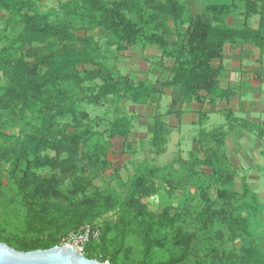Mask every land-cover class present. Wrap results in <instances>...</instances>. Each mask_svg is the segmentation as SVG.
Listing matches in <instances>:
<instances>
[{"label": "rangeland", "instance_id": "obj_1", "mask_svg": "<svg viewBox=\"0 0 264 264\" xmlns=\"http://www.w3.org/2000/svg\"><path fill=\"white\" fill-rule=\"evenodd\" d=\"M104 1L108 6L113 2ZM126 1L133 7L125 16L139 29L131 44L109 35L105 27L96 24L99 16L89 17L84 9L76 6L77 0H26L22 14L46 16L52 25L65 24L71 34L66 46L91 53L94 65L74 67L80 77L83 72L97 70L102 75L94 81L79 83L72 79L58 86L57 89L65 93V99L63 114L54 119V134L71 139L75 154L70 156L64 150L55 157L53 151L43 150L35 156L30 150L16 171L17 184L9 178L13 161L22 152L23 141L34 135L32 129L40 130L42 117L32 107L23 109L19 103L0 97V243L22 252L19 249L24 245L31 248L38 239L52 238L57 240V246L80 247L84 256L94 254L96 260L102 261L109 260L113 246L123 240L117 264H139L143 248L141 239L133 233L124 234L121 239L118 234L124 227L139 230V224L144 226L153 220L165 225L164 228L154 227L160 247L155 251L154 262H164L170 254L180 253L188 245L185 264H241L233 256H238L241 247L254 244L253 234H258L254 231V223L264 218L263 205L245 184L237 186L228 179L217 181L210 167L197 164L198 147L207 151L214 149L208 132L205 131L199 143L196 131H186L175 121L165 118L166 115L156 119L153 112L154 103H160L161 112H164L166 107H171V98L178 94L173 89L162 93L160 87L164 79L161 76L173 65L178 56V43L190 33V26L204 16L206 6L231 2L177 0L183 12L180 20L175 21L169 14H154L146 9L145 0ZM236 5L237 11L223 17L222 22L239 29L244 22L243 1L236 0ZM258 21V15L250 16L247 27L257 29ZM22 29L19 17L0 9L1 88L9 85L6 72L12 70L18 60L33 67L39 56L57 60L62 53L64 43L47 37L25 44L18 42L8 50L9 57L5 61L2 59L7 53L5 49ZM151 36L161 38L166 47L149 43L147 38ZM33 71L42 75L45 68ZM125 80L133 86L153 88L156 92L146 101L134 103L131 94L123 90ZM105 82L116 83L119 89L116 93L102 95L99 88ZM151 97L153 104L149 103ZM123 119L128 124L127 137L109 135L111 125ZM157 121L161 124L160 137L164 141L159 146L164 150L161 154L151 147ZM41 136L39 134L36 139ZM193 151L194 161L193 155L188 154ZM199 155L202 157L201 153ZM45 161L53 162L54 168ZM222 162H219L217 174L223 176V173L229 174V168ZM27 167L33 177L47 184H27L24 177ZM76 185H81L83 191L76 192ZM24 189L29 193H24ZM244 191L247 196L242 194ZM84 200L97 213L102 212L90 223L73 224L72 212L63 215L51 206L70 207ZM207 200L219 216L212 226L205 227L203 212ZM78 212L82 214L81 210ZM231 217H243L249 230L248 234L239 233L232 242L228 233V218ZM65 223L72 225L67 232L63 229ZM105 226L109 229L108 238L115 241L110 244L108 253L99 247ZM86 228H89L87 236L84 234ZM261 249L264 260V247Z\"/></svg>", "mask_w": 264, "mask_h": 264}, {"label": "trees", "instance_id": "obj_2", "mask_svg": "<svg viewBox=\"0 0 264 264\" xmlns=\"http://www.w3.org/2000/svg\"><path fill=\"white\" fill-rule=\"evenodd\" d=\"M244 5L243 12V25L242 28H230L223 24L222 18L232 15L237 11L236 0H230V4L221 5H208L205 7L204 16H201L198 22L190 26V33L178 43L177 52L178 56L174 58L173 65L169 68L171 77L162 84V88L176 89L182 102L195 101L197 103L202 102V97L199 92H204L208 97H217L221 92L217 88L218 70L213 69L210 66V62L213 59L220 58L222 48L225 44H237V43H249L261 51H264V0H242ZM77 7H80L88 13L89 17H94V14L99 16L98 21H95L98 26L105 27L109 35L118 36L119 39L131 44L139 34L137 24L129 20L125 16V12L131 10L133 6L126 1L113 0L110 6L106 4L104 0H77L75 3ZM145 8L154 14H169L173 16L175 21H179L183 12V6H181L177 0H166L164 3L157 2V0H145ZM26 8V0H0V9L7 11L12 16L20 18V22L23 25L21 34L14 40H12L9 46L5 49V53L2 59L7 61L9 57V51L11 47L15 46L18 42L21 44L30 43L33 40H43L47 37H54L60 42L64 43L60 58L53 60L49 56H39L35 61L33 67L28 63L18 60L15 62V67L12 70L7 71L9 78V85L7 87H0V97H5L10 102L19 103L21 108H33L38 111L42 117V126L40 130L32 129L31 135L23 141L24 147L22 152L13 161V169L9 173V178L12 182L17 184L16 171L19 169L22 162L25 160L26 154L31 150L33 154L37 156L43 150H51L55 153V157L62 154L64 150L73 156L75 154L73 149V141L67 139L64 136L59 137L54 134V119L58 115L63 114V101L65 93L58 90V86L66 83L72 79H77L79 83H83L85 80L94 81L101 72H83V77L79 76L74 70V67L79 64H91L94 65V58L91 53L86 49H79L74 51L66 46V43L70 40L71 34L65 24L52 25L48 22L46 16L39 15H26L22 14ZM258 15V27L257 29H249L247 27V20L250 16ZM94 19V18H93ZM95 20V19H94ZM149 43H155L159 47H166V44L161 38L151 36L147 38ZM4 64V63H3ZM39 67L45 68L42 75L34 72V69ZM51 88L53 89L51 95ZM118 85L107 84L106 82L99 88L100 94L116 93ZM123 90L128 94H131V100L134 103H141L152 96L156 91L153 88H147L144 86H133L126 80L123 81ZM160 115H156L158 119ZM161 124L156 122L154 125V136L151 141V147L156 153H163V148L160 149L164 141L161 139ZM41 134L38 139L36 137ZM44 134V135H43ZM109 135L125 138L128 135V124L123 120H117L111 125ZM162 140V142H161ZM195 159H193L194 161ZM221 159L213 150L207 151L204 160L196 161L198 165L207 166L212 169L213 175L217 181L230 179V177H223L221 174H217L219 169L218 165ZM46 165L54 168V163L45 161ZM227 168V166L225 165ZM223 168V167H222ZM158 169L154 172L157 173ZM25 182L32 186H40L47 184L46 181H42L33 177L28 167L25 172ZM222 177V178H221ZM212 179V178H211ZM246 190V188H244ZM76 192H82L83 187L81 185L75 186ZM23 192L29 193L27 189ZM247 196V192L242 194ZM206 207L203 214L205 219L203 220L204 226H212L215 219L219 216L218 212L212 210L210 201H206ZM57 212L61 214H71L70 219L73 224L85 223L94 221L101 213H97L88 202L80 201L72 206L63 205H51ZM78 210L82 211L79 214ZM135 216V215H134ZM64 217V216H63ZM165 218V216H164ZM244 222L243 217H231L228 218V233L229 241H235L239 233L248 234L249 230ZM89 225V224H87ZM155 226L164 228L158 221L149 220V222L142 226L139 224V230H130L128 228H122L118 234L121 237L124 234L133 233L141 239L143 248L141 251V261L139 264H185L187 261V254L189 246L187 245L184 250L177 254H170L164 262H154L155 251L160 247L158 246V240L154 236L156 230ZM72 228L70 223H65L63 229L67 232ZM109 229L107 226L103 229L100 238V250L108 253L110 244L115 241L108 238ZM123 240L116 243L113 246V251L109 260L103 259L102 263L117 264L118 255L122 251ZM58 242L55 239H38L33 243V246H22L19 250L22 252H29L35 250H47L57 246ZM112 246V245H111ZM88 259H95L94 254L85 256ZM238 259L241 264H264L262 260L261 252L255 244H248L239 249L238 256H233ZM234 264V262H230Z\"/></svg>", "mask_w": 264, "mask_h": 264}, {"label": "crops", "instance_id": "obj_3", "mask_svg": "<svg viewBox=\"0 0 264 264\" xmlns=\"http://www.w3.org/2000/svg\"><path fill=\"white\" fill-rule=\"evenodd\" d=\"M210 66L219 73V96L207 97L204 92H199L203 98L201 103L193 100L183 103L177 94L171 98L173 102L169 104L171 107H166L165 113L161 112L160 103H154L153 112L166 115L165 118L188 132L196 131L199 143L205 131L208 132L214 146L210 149L229 168V174L223 173V176L230 177L228 182L237 186L245 184L264 207V51L249 43L225 44L220 58L213 59ZM169 74L167 71L161 76L164 82L169 79ZM160 90L164 93L171 89L160 87ZM152 97L149 103L153 102ZM160 98L163 96L159 101ZM208 128L210 130H206ZM196 152L197 159L204 160L207 150L198 147ZM188 154L195 159L194 151ZM259 220L254 223V231L258 234H253V239L261 251L264 218Z\"/></svg>", "mask_w": 264, "mask_h": 264}, {"label": "water", "instance_id": "obj_4", "mask_svg": "<svg viewBox=\"0 0 264 264\" xmlns=\"http://www.w3.org/2000/svg\"><path fill=\"white\" fill-rule=\"evenodd\" d=\"M0 264H106L88 259L73 247L54 246L47 250L20 252L0 243Z\"/></svg>", "mask_w": 264, "mask_h": 264}, {"label": "built area", "instance_id": "obj_5", "mask_svg": "<svg viewBox=\"0 0 264 264\" xmlns=\"http://www.w3.org/2000/svg\"><path fill=\"white\" fill-rule=\"evenodd\" d=\"M87 229V232H84V234H85V236H87L88 235V233H89V228H86ZM68 246H71V245H68ZM71 247H73V246H71ZM76 251H78L79 253H82L83 252V249L82 248H80V247H73ZM83 254V253H82Z\"/></svg>", "mask_w": 264, "mask_h": 264}, {"label": "bare ground", "instance_id": "obj_6", "mask_svg": "<svg viewBox=\"0 0 264 264\" xmlns=\"http://www.w3.org/2000/svg\"><path fill=\"white\" fill-rule=\"evenodd\" d=\"M106 264H108V263H106Z\"/></svg>", "mask_w": 264, "mask_h": 264}]
</instances>
